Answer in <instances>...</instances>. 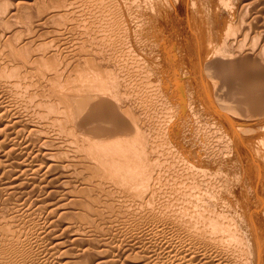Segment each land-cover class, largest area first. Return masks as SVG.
<instances>
[{"label": "rangeland", "instance_id": "obj_1", "mask_svg": "<svg viewBox=\"0 0 264 264\" xmlns=\"http://www.w3.org/2000/svg\"><path fill=\"white\" fill-rule=\"evenodd\" d=\"M226 1L228 0L218 6L217 11V6L211 4L210 0H0V15L8 16L15 13L13 17L15 23L9 24L11 26L8 25L7 30L12 28L15 31L18 28V31H21L19 33L16 30L17 34L13 32L5 38L0 37V52H3L1 57L9 55V59H14L12 62L17 63L19 70L22 69L20 72L24 73H21V76L17 75L18 77L13 76L14 72L9 74L11 70L8 69L7 76L1 77L0 81H6L7 84L9 82L11 86H1L0 94L6 96V103L11 112H19L13 114V119L20 118L30 124L47 119L44 116L49 113L45 110L46 106H38L37 101L39 97L42 98V93L45 97L53 96L50 89L55 88V85L57 92V88H60L59 84L52 82L61 80L63 96L66 92L77 96L71 101L72 104L73 101L74 103L77 101L72 105L73 109L77 108L78 100L81 101L80 99L85 97L86 100L87 93H92V90L95 95L100 93L98 97L94 95L95 99L91 101L94 106L105 104L107 98L114 99L113 102L117 103L120 99L119 102L124 105L122 107L118 104L120 109L127 110V114L132 117L131 120L133 119V124L128 127L132 129L126 128L120 132L121 134H115L117 136H106V139H103L111 141L119 137L133 138L137 135L135 133L137 131L139 137L137 146L142 151L139 157L144 159V167L135 172L142 170L141 173L148 177H143L139 173L137 175L135 172L133 173L135 176L128 177L123 175L122 169L121 173L111 174L100 166L77 165L78 168L73 166L76 175L84 176L85 182L89 184L98 185L84 186L77 183L75 194L83 197H88V194H112L115 198L117 195L116 199L120 198L122 201L127 197L124 202L129 201L130 211L139 208L137 213H145V210L149 209L150 211L144 214L146 217L156 210L157 213L166 214L168 218L174 220L165 221L173 222V225L170 223L169 231L167 229L163 232L165 234L158 233L159 237L155 234L156 231L150 234L143 233L147 226L151 228L155 226L154 224L135 220L136 218L130 219L132 224L129 223L128 228H132L135 223L134 226L139 224L137 226L139 232L136 235L139 239L135 241H140L141 246L145 241L144 247L151 246L150 243L158 245L165 237L170 238L171 235L172 239L178 242L179 234L175 230V225L180 223L181 256L184 254L183 248L185 250L191 247V252L199 254L195 264H211L209 263L211 261L212 264H264V64L262 63L264 0H234L236 3L233 0H229L228 3ZM50 5L51 9L65 8L66 11L46 15L44 12L50 10ZM42 15H44L43 19H41ZM214 18L215 20H211ZM16 22L22 25L21 28L17 25L16 28L12 27ZM219 26L220 28L222 26L220 32ZM14 44L25 47L23 53L18 57L15 55V58L9 53L16 52ZM46 50L53 59L47 63V66L38 63L40 65L38 67L37 63L36 65L32 61L26 62L35 53ZM207 52H210V55L206 56ZM26 68L29 72H24L23 69ZM56 72L62 73L55 78L56 80L54 79L55 81L49 79V74ZM22 74H26L24 78ZM10 81L18 83L13 85ZM109 94L111 97H107ZM90 109L86 110L85 115H75L76 117L72 115L73 120H68V123L65 121L66 125L70 126L82 122L86 119L84 116H91L90 119L89 116L87 117L89 120L86 119L89 122L81 123L83 127L79 125L82 132L78 125L73 131L84 132L79 137L73 136L75 140L78 138L80 140L73 142L75 143L73 145L76 149L80 147L77 149L78 152L85 154L88 151L86 146L85 148L82 146L84 139L81 136L87 137L85 142L96 140L102 130L95 133V129L101 128L105 131L113 125L106 122L107 118L104 120L102 117H96L94 112L96 108L91 109L92 111ZM53 110L56 111L52 109L51 114ZM15 131H19L22 137L25 132L20 128ZM60 133L58 137L62 139L68 137L67 133L70 136L69 129ZM130 152L133 155L132 150ZM18 162L8 166L5 162L2 163L0 158V211L2 210L0 217L10 215L9 218L7 217L9 223L7 218L0 220V225L5 223L2 227L6 228L8 225L6 229L0 226V230L8 233L7 229H10L9 234L13 232L8 234V238L7 234H3L6 233L5 231H0V245H5L2 246L5 248L0 246V260L6 257V261L8 260L6 264L18 263L17 259L13 261L12 258L19 254L22 247L20 254L24 256L19 255L18 259L33 263L21 261V264H49L52 259L46 250L49 235L44 233L49 225L48 215L37 210L30 200L37 197V194L32 192L37 186L43 188L45 192L41 193L44 196L45 194L56 198L63 196L59 188L53 193L54 182L51 183L53 185L48 184L42 177L53 176L56 170L51 168L48 173L44 170V174L40 173L34 180L27 176L28 192L26 184H24L25 188L19 177L16 179V176H19ZM12 166L15 169H12ZM10 169L15 170L13 172L17 175ZM23 193L26 196L31 193L35 197L24 202L20 197ZM143 196L144 202L141 200ZM151 199H154L153 207ZM139 201L143 202L145 210H140L143 208L138 205L141 203ZM78 203L70 206L79 207ZM170 208L174 209L176 215ZM2 212H5V215ZM11 212L16 218L12 222ZM67 215L62 217L61 214H55V220L61 216L59 218L61 220L56 222L65 220V223H71L69 221H78L76 219L81 218L77 214ZM177 216L180 217L181 222ZM138 220L144 230L141 227L140 230ZM62 223H59L58 233L62 231ZM12 224L17 228L15 226L13 228ZM155 227H152V231ZM105 229L110 231L109 234ZM105 229L99 232L104 237L92 240L112 237L114 234L112 228L105 227ZM14 230L17 232L15 233ZM81 230L74 228L79 236L83 234L85 238L89 237ZM61 233L65 234L64 231ZM20 234H23L22 237ZM173 235L177 239L173 238ZM1 236L5 237L3 238L5 240ZM19 236L26 238V241L24 238L21 239L26 243L23 241L20 243ZM16 243H18V246H15L19 251L18 254L14 252L8 254ZM8 244L10 246L12 244V247L10 248ZM76 245L79 246L78 242L74 247H77ZM6 249L8 252L5 251ZM132 253L130 252V259L137 260V264H144L140 262L143 259L137 251Z\"/></svg>", "mask_w": 264, "mask_h": 264}, {"label": "bare ground", "instance_id": "obj_2", "mask_svg": "<svg viewBox=\"0 0 264 264\" xmlns=\"http://www.w3.org/2000/svg\"><path fill=\"white\" fill-rule=\"evenodd\" d=\"M197 1V0H196ZM225 0H210V2H212L211 4H213L214 6H217V11H218V6H220ZM229 1V0H228ZM228 1H226L228 3ZM236 1V0H235ZM234 0L233 2L236 3ZM238 1V0H237ZM240 1V0H239ZM255 1V0H254ZM258 1V0H257ZM256 1V2H257ZM166 2V1H165ZM51 3V2H50ZM231 3V2H230ZM259 3V2H258ZM158 4V3H157ZM169 4V3H168ZM202 4V3H201ZM200 4V5H201ZM249 4V3H248ZM254 4V3H253ZM236 5V4H235ZM244 5V4H243ZM51 5H50V10L44 12L46 13V15H54V14H58V13H63L66 11L65 8L63 9H55L53 7V9H51ZM197 7V6H196ZM233 8V7H232ZM236 8V11H237V7ZM243 8V7H242ZM258 8V7H257ZM262 7H260L261 9ZM38 9V8H37ZM171 9V8H170ZM215 9V7H214ZM260 9H259V12H260ZM213 10V8H212ZM227 10V9H226ZM232 11V10H231ZM241 11V10H240ZM243 11V10H242ZM162 12V11H161ZM205 13V12H204ZM211 13V11H210ZM262 13V12H261ZM260 13V14H261ZM264 13V12H263ZM11 14V13H10ZM14 14L15 13H12L11 15H8V16H5V15H0V37L2 38H5L6 35L10 36V34H13L16 33L15 31L17 30L18 31V28L14 31V29L12 30V28L9 29V31L7 30V26L9 24H12V23H15L13 17H14ZM199 14V13H198ZM212 14V13H211ZM233 14V13H232ZM240 14V13H239ZM253 14V13H252ZM16 16V15H15ZM43 16L41 17V19H43ZM208 16V15H207ZM228 16V15H227ZM236 16V15H235ZM263 16V14H262ZM212 17V16H211ZM214 17V16H213ZM220 17V16H219ZM225 17V16H224ZM257 17V16H256ZM192 18V17H191ZM245 18V17H244ZM250 18V17H249ZM254 18V17H253ZM264 17H262L263 19ZM204 19V18H203ZM218 19V18H217ZM240 19V18H239ZM257 19V18H255ZM261 19V18H260ZM211 20H215L214 19H211ZM232 21V20H229V22ZM250 21V20H249ZM258 21V20H257ZM256 22V21H255ZM209 23V22H208ZM215 23V22H214ZM240 23V22H239ZM264 23V22H263ZM6 25L5 27L3 25ZM261 24V23H260ZM22 26L20 25L19 23L16 22V24H14V26H12L13 28H16L15 26ZM208 25V24H207ZM214 25V24H213ZM11 25H9L8 27H10ZM212 26V24H211ZM234 26V25H233ZM218 27V25L216 26ZM215 27V28H216ZM229 27V26H228ZM21 28V27H20ZM214 28V29H215ZM222 28V26H221ZM220 26H219V32L221 31L220 29ZM226 29V27H224ZM218 30V29H217ZM224 30V29H223ZM58 31V30H57ZM60 31V30H59ZM19 32V31H18ZM17 32V33H18ZM21 32V31H20ZM19 32V33H20ZM218 32V31H217ZM227 32V31H226ZM16 33V34H17ZM222 33V32H221ZM224 33V32H223ZM214 35V33H212ZM216 34V33H215ZM230 34V32H229ZM219 35V33H218ZM233 35V34H232ZM60 37V36H58ZM212 37V36H211ZM221 37V36H219ZM217 38V37H216ZM9 40V39H8ZM196 40V39H195ZM10 41V40H9ZM215 41V40H214ZM9 43V42H8ZM12 44V43H11ZM22 44V43H21ZM0 45H1V42H0ZM13 45V44H12ZM15 45V44H14ZM202 46V45H201ZM13 47V46H12ZM25 47H23L22 45H15L14 46V51L16 52H13L11 51L12 48H10L11 52L10 55L12 57H14L15 55H17V57L19 55H21L23 53V50H24ZM3 52H0V78L3 77V76H7L6 73H7V70H11V73L9 74H13L12 71L14 72L13 76H21V73L23 72H20V69L16 66L17 63H13L12 60L14 59H9V55H5V56H2ZM51 54L46 50V51H43V52H38V53H35L34 55L31 56V58H29L26 62H29V61H32L33 64H42L43 66H47V63L51 62L52 59V56H50ZM210 55V52H207L206 53V56ZM106 57V56H105ZM15 58V57H14ZM2 59V60H1ZM16 60V59H15ZM19 61V60H17ZM262 63L264 64V59L262 60ZM36 64V65H37ZM38 64V65H39ZM10 66L12 67L10 69ZM29 66V65H28ZM109 66V65H108ZM24 67V66H23ZM40 67V65L38 66ZM22 68V66H21ZM29 68V67H28ZM31 68V67H30ZM117 68V67H116ZM86 69V68H85ZM139 69V68H138ZM8 70V72H9ZM25 70L24 72H29L26 69H23ZM30 70V69H29ZM111 70V69H110ZM109 70V71H110ZM116 70V69H115ZM63 71V70H62ZM66 72V71H65ZM116 72V71H115ZM62 73V72H60ZM59 73V74H60ZM8 74V73H7ZM24 74V73H23ZM22 74V77L24 78L25 75ZM59 74L56 72L54 74H49V79H55L59 76ZM64 74V72H63ZM28 75V74H27ZM62 75V74H61ZM60 75V77H61ZM157 75V74H156ZM29 76V75H28ZM18 77V76H17ZM27 77V76H26ZM60 79V78H59ZM59 79L57 81H59ZM115 79V78H114ZM156 79V78H155ZM53 80H50L53 81ZM56 80V79H55ZM54 80V81H55ZM102 80V79H101ZM104 81V79H103ZM160 81V80H159ZM13 83V85H17L18 82L16 81H10ZM141 82V81H140ZM52 83H58L59 84V87L60 88H57V92L55 90L56 88V85H55V88L53 89H50V91H52L53 93V96L51 97H45V94L42 93L41 97H39V100L37 101V104L38 106H46L45 110H47L49 113H46L44 114V116L47 118L46 120L44 121H39L38 123H35V124H30L29 122H23L22 119L18 118V119H13V114L16 113V114H19V112L15 111V112H11V110L8 109V105L6 103V96L4 95H1L0 94V158H1V161L2 163L5 162V165L7 164L9 166V164L13 163V162H18V166H19V176L17 175L16 172H13L15 170H11L12 173H16V179L17 177H19L18 179H20L22 181L21 184H26V187H27V181L29 180L27 176L30 177V179L34 180L35 178L39 177L40 173H43V171L45 170L47 173L49 171V169L51 168H54L56 170L55 174L53 176H48V175H45V176H42L44 177V181H47L48 184H51L52 182H54V186L52 188V192L54 193L55 191L59 189L62 190V194L63 196H59L58 198H56L55 196L53 195H47L45 194H42L44 193L45 191H43L41 189L40 186H37L35 188H33V194H37V197L34 199V200H30L32 196V194L30 193L29 196H26V194H21L20 197L24 200V202H28L29 200L33 202V205L35 206V208L37 210H40V211H43V212H46L48 217V223L49 225L47 226L46 230L44 231V233L48 234L49 235V242H48V246H47V252H48V256L51 259V261H49V264H137V260H133V259H130L131 257H129L130 255V252H136L138 253V255H140V257L143 259L142 261H140L141 263L143 262L144 264H195V260L197 261L199 259V254H196L193 249L191 252L190 248H186L184 250V248L182 249L183 253L182 256H181V224L179 223L178 225L174 224L175 225V230L178 232L179 235H177V237L179 238V241L176 242L175 240L172 239V235L170 236V238H164V240L160 243L158 240V242L160 244L158 245H154L152 243H150L151 246H148V247H144L143 244L146 243V241L142 244V246L139 244L140 241L136 242L135 240L139 237L136 238V235L139 231L138 230V225L137 226H134V222H133V226H131L132 228H128V225L130 223V225L132 224L130 222V219L132 220L133 218H136L135 220L139 219V220H144V221H148V223H152L154 224L155 226H151V228H148L147 226V229L143 232L144 234H150V232H157L155 234L159 235L160 237V234L163 233L164 231H166L170 225V223H167L168 221H171L173 219H171L170 215L168 218L166 214V217L161 213H157L156 210L151 212V214H149L148 216H144V214H146V211H150L149 209L148 210H145L144 207H143V200L141 197V203L139 202H136V203H139L138 205H141L140 207L143 208V209H140L141 211L142 210H145V213H140L137 211L139 210H135V211H130V208L128 206V202H124L125 200H127V197L124 201H122L120 198L119 199H116L118 198L117 195H116V198L114 196H112V194H88V197L86 196H81V195H76L75 194V191L76 189L78 188L77 187V183L80 185H92V184H89L87 183V181L85 182V178L84 176L83 177H79V175H76L77 172H76V168L77 165H85L89 164L88 166H92V165H95V166H100V167H103L105 171L109 172V173H114V174H117V173H121V171L123 172V175H128L131 176V175H134L136 170H139L141 168L144 167V162L143 160L141 159L140 156V153L142 152L139 148V146H137V140L139 139V137H137L138 135V132L135 131V133H137V135L134 136L133 138H118V139H115V140H111V141H106L104 139H106L105 137L106 136H111V135H115V134H118L120 132H122V130L128 128L130 126V124L132 123L133 119L131 120V118L129 117V115L127 114V110H124L123 109L121 111L120 109V105L118 104H121L118 100V103L115 101L113 102L114 99H108V101H105V104L103 105H97V106H94L95 104H92L93 102H91L93 99H95L94 97V93H93V90H92V93H87L88 95L87 96V99L85 100V98L83 99H80L81 101L78 100V106L76 109H73L74 107L72 105H74L75 103H77V99L76 98V102L74 103L73 101V104L71 103L73 99V97H77L75 96L72 92V94H69V93H65L64 96L62 94V91H61V87H62V82L61 80L59 82H52ZM11 83L7 82L6 81H0V89H1V86L2 87H6V86H11L10 85ZM57 84V86H58ZM101 84V83H100ZM105 84V83H104ZM12 85V86H13ZM54 86V85H53ZM15 87V86H14ZM63 88V87H62ZM83 88V87H81ZM111 88V87H110ZM122 89V88H121ZM264 89V88H263ZM117 91V90H116ZM250 91V90H249ZM259 91V90H258ZM41 92V91H40ZM39 92V93H40ZM83 92V90H82ZM81 92V93H82ZM104 92V91H103ZM111 92V91H110ZM118 92V91H117ZM116 92V93H117ZM38 94V92H36ZM35 93V94H36ZM97 93V91L95 92ZM102 93V92H101ZM56 94V95H54ZM100 94V93H99ZM99 94L95 95V96H99ZM156 94V93H155ZM39 95V94H38ZM81 95V96H80ZM78 96L82 97V94H80ZM107 96V95H106ZM166 96V95H165ZM107 97H111L110 94L109 96ZM64 101H63V100ZM101 99V97H100ZM104 100V99H103ZM122 101V100H121ZM64 102V103H63ZM145 104V103H144ZM222 104V103H221ZM122 106V104H121ZM124 106V105H123ZM122 106V107H123ZM73 107V108H72ZM71 108L74 110H71ZM94 109L96 108L94 112L96 117L100 118L102 117L103 119L104 118H107L106 122H110L112 123L111 125V128L109 127L108 129L109 130H105L103 131V129L101 128H97L95 129V133L97 132L98 133V130H102L101 132H99L100 134H98V136H100L99 138H97L96 140H93L92 141H87L85 142V140H87L86 138H84V136H81L83 139V142H82V146H84L83 148H85L86 146V150L88 152H92V153H88L85 154V153H80L78 152L77 148L76 149V146L73 145L75 143L73 142H77V140H79V138L77 140L74 139L73 136H76V137H79L80 135H83V133H80L82 132L81 131V127L79 125H82L81 123H85L86 124V119H88L87 117L84 116V118L86 119H83L82 122L80 123H73V125H66L68 123V120H73L72 119V115L75 116V115H83L85 112H87L88 110L87 109ZM44 109V108H43ZM52 109H55L56 111L53 110L52 114H51V110ZM90 109V110H91ZM69 110V111H68ZM87 110V111H86ZM26 111V110H24ZM44 111V110H43ZM68 111V113H66ZM73 113H70L72 112ZM92 111V110H91ZM90 113V112H89ZM47 114H51L50 116H48ZM131 114V113H130ZM85 115V114H84ZM76 117V116H75ZM78 117V116H77ZM91 116H89V119H90ZM74 118V117H73ZM97 118V119H98ZM88 119V120H89ZM75 120V119H74ZM92 120V119H91ZM99 120V119H98ZM105 120V119H104ZM171 120V119H170ZM67 121V123L65 122ZM95 120H93L94 122ZM102 121V120H101ZM89 122V121H87ZM197 122V121H196ZM92 123V121H91ZM90 123V125H91ZM95 123V122H94ZM84 124V125H85ZM89 124V123H88ZM133 124V123H132ZM11 125H14V126H11ZM60 125H63V126H60ZM78 125L79 129H80V132H73L75 131V127ZM137 125V124H136ZM11 126V128H10ZM59 126V127H58ZM87 126V125H85ZM135 126V125H133ZM63 127V129H62ZM83 127V125H82ZM131 127V126H130ZM137 127V126H136ZM17 128H20V129H23L24 132V135L23 137L21 136L20 132L19 131H15ZM61 128V129H60ZM85 128V127H84ZM89 128V127H88ZM67 129H69V132H70V136L69 134L67 133V136L68 137H65L64 139H62L61 137H58L59 134H61L60 132L61 131H64ZM86 129V128H85ZM106 129V128H105ZM128 129H132V128H128ZM141 129V128H140ZM139 129V130H140ZM78 130V128H77ZM133 130H135V128H133ZM133 130L131 132H133ZM138 130V131H139ZM144 130V129H143ZM79 131V130H78ZM87 131V130H86ZM28 132V133H27ZM129 132V131H128ZM126 133V132H125ZM124 133V134H125ZM89 134V133H88ZM121 134V133H120ZM131 134V133H130ZM95 135V134H94ZM58 138H57V137ZM89 136V135H87ZM117 136V135H115ZM97 137V136H95ZM102 137V138H101ZM112 137V136H111ZM104 138V139H103ZM108 138V137H107ZM138 138V139H137ZM81 139V138H80ZM95 139V138H94ZM157 139V138H156ZM89 140V139H88ZM80 141V140H79ZM146 141V140H145ZM189 143V142H188ZM150 144V143H149ZM139 145V144H138ZM186 146V145H185ZM144 147V146H143ZM142 148V147H141ZM132 150L133 152V155L132 153L130 152ZM144 150V149H143ZM147 150V149H146ZM126 151H128L126 153ZM141 151V152H140ZM71 152V153H70ZM84 152V151H83ZM148 152V151H147ZM131 154V155H129ZM149 154V152L147 153ZM173 155V154H172ZM145 156V154H144ZM143 156V158H144ZM162 157V156H161ZM18 160V161H15ZM155 160V159H154ZM166 161V160H165ZM156 162V161H155ZM15 164V163H14ZM148 164V163H147ZM159 164V163H158ZM1 165V164H0ZM12 165V164H11ZM74 166V168H73ZM155 166V165H154ZM161 166V165H160ZM159 166V167H160ZM15 167V165H14ZM146 167V165H145ZM3 168V167H2ZM16 168V167H15ZM13 168L12 166V169H15ZM78 168V167H77ZM81 168V167H79ZM87 168V166H86ZM93 168V167H92ZM95 168V167H94ZM102 168V169H103ZM9 169V168H8ZM18 169V168H17ZM16 169V171H17ZM73 169V170H72ZM88 169V168H87ZM96 169V168H95ZM122 169V170H121ZM94 170V169H93ZM121 170V171H120ZM83 171V170H82ZM119 171V172H118ZM144 171V170H143ZM85 172V171H83ZM106 172V173H107ZM135 172V173H134ZM142 170H140V172H138L140 175H143L142 173ZM146 172V171H145ZM173 172V171H172ZM82 173V172H81ZM105 173V174H106ZM134 173V174H133ZM137 173V175H138ZM44 174V173H43ZM79 174V172H78ZM84 174V173H83ZM148 174V173H147ZM175 174V173H174ZM91 175V174H90ZM109 175V174H107ZM122 175V174H120ZM10 176V175H9ZM14 176V175H12ZM32 176V177H31ZM86 176V175H85ZM135 176V175H134ZM15 177V176H14ZM41 177V176H40ZM88 177V176H87ZM140 177V176H138ZM136 177V180L137 178ZM143 177H148V176H144ZM12 178V177H11ZM135 178V177H134ZM130 179V178H129ZM128 179V180H129ZM145 179V178H144ZM27 180V181H26ZM90 180V179H89ZM88 180V181H89ZM131 180V179H130ZM129 180V181H130ZM142 180V178H141ZM140 180V181H141ZM147 180V179H145ZM18 181V180H17ZM99 181V180H98ZM124 181V180H122ZM16 182V181H14ZM19 182V181H18ZM17 182V183H18ZM43 182V180H42ZM46 182V183H47ZM90 182V181H89ZM96 182V180H95ZM138 182V180H137ZM235 182V181H234ZM20 183V182H19ZM91 183V182H90ZM98 183V182H97ZM131 183V182H130ZM141 184V182H139ZM148 183V182H147ZM34 184V182L32 183V185ZM47 184V185H48ZM139 184V185H140ZM144 184V183H143ZM22 185V186H23ZM42 185V184H41ZM45 184H43L44 186ZM53 185V184H51ZM98 185V184H97ZM96 184L92 186H97ZM103 185V184H102ZM180 185V184H179ZM106 186V185H105ZM117 186V185H116ZM18 187V186H17ZM25 187V185H24ZM25 187V188H26ZM100 187V186H99ZM23 188V187H22ZM28 188V192H29V187ZM31 188V189H32ZM45 188V187H44ZM50 189V186L48 187ZM121 188V187H120ZM47 189V188H45ZM92 189V188H91ZM128 189V188H127ZM25 190V189H24ZM43 191V192H42ZM48 191V190H47ZM94 191V190H93ZM122 191V190H121ZM26 192V190L24 191ZM42 192V193H41ZM51 191H49L50 193ZM128 192V191H127ZM52 193V194H53ZM56 193V192H55ZM95 193V192H94ZM51 194V193H50ZM151 195V194H150ZM142 196V195H141ZM148 196V195H147ZM145 196V197H147ZM35 197V196H34ZM51 197H53L52 199H50ZM55 197V198H54ZM153 197V196H152ZM184 197V196H183ZM10 198V197H9ZM123 198V197H122ZM140 198V195L139 197ZM137 198V199H138ZM149 198V197H148ZM11 199V198H10ZM129 199V198H128ZM136 199V200H137ZM147 199H145L146 201ZM152 200L154 199H151V202ZM167 200V199H166ZM198 200V199H197ZM131 201V200H130ZM135 201V200H134ZM149 200H147V203H150L148 202ZM11 202V201H10ZM31 202V203H32ZM80 202V204L78 203ZM160 202V201H159ZM158 202V203H159ZM162 202V201H161ZM2 203V202H1ZM75 204V203H78L79 207H75V206H70V204ZM163 203V202H162ZM7 204V203H6ZM17 204V203H16ZM133 204V202L131 203ZM145 204V203H144ZM152 204V207H153V202L151 203ZM166 204V203H165ZM147 205H150V204H147ZM156 205V204H155ZM158 205V204H157ZM156 205V206H157ZM170 205V204H169ZM2 206V205H1ZM31 206V204H30ZM33 206V207H34ZM132 206V205H131ZM145 206V205H144ZM161 206V205H160ZM136 207V205L134 206ZM133 207V208H134ZM146 207V206H145ZM151 207V206H150ZM149 207V208H150ZM155 207V206H154ZM170 207V206H169ZM167 207V208H169ZM31 208V207H30ZM3 209V208H1ZM6 209V208H5ZM3 209V210H5ZM32 209V208H31ZM109 209V210H108ZM132 209V207H131ZM136 209V208H134ZM164 209V208H163ZM171 209V208H170ZM8 210V209H7ZM13 210V209H11ZM16 210V209H15ZM20 210V209H19ZM22 210V208H21ZM133 210V209H132ZM154 210V209H153ZM159 210V209H158ZM157 210V211H158ZM172 212L174 211V209H171ZM170 210V211H171ZM2 211V210H1ZM0 211V212H1ZM36 211V210H35ZM165 211V210H164ZM169 213H172L170 212ZM15 212V211H14ZM18 212V211H17ZM159 212V211H158ZM161 212V211H160ZM3 215H5V212H2ZM9 213V212H8ZM61 214L62 217H64L65 215L68 216L67 214H77L78 216H80L81 218L79 219H76L78 221H69L71 223H65L63 220L62 222H59V223H62L61 227H62V231L61 229L59 231L63 232L64 231V235L60 232L58 233V227H59V223L56 222V220L60 221L61 219H56L55 220V214ZM140 213V214H139ZM166 213V212H164ZM10 214V213H9ZM64 216H63V215ZM174 214H175V211H174ZM2 215V216H3ZM12 215L13 212H11V217H13ZM36 215H37V212H36ZM44 215V214H43ZM134 215V216H133ZM136 215H139V216H136ZM176 215V214H175ZM10 216V215H8ZM7 216V217H8ZM144 216V217H143ZM6 216L5 217H2V218H7ZM10 217V218H11ZM21 217V216H20ZM42 217V216H41ZM57 217V216H56ZM2 218L0 217V220L2 221ZM9 218V217H8ZM7 218V220H8ZM168 218V220H166ZM174 218V217H173ZM176 218V217H175ZM178 220H180L181 222V219H179L180 217H178ZM14 218L13 217V220L14 221ZM43 219V218H42ZM65 219V218H64ZM82 219V220H81ZM171 219V220H169ZM204 219V218H203ZM238 219V218H237ZM6 220V221H7ZM134 220V219H133ZM138 220V221H139ZM0 221V223H1ZM137 221V223H138ZM167 221V222H165ZM174 221V220H173ZM10 222V224H11ZM19 222V221H18ZM45 222V221H44ZM67 222V221H66ZM136 222V221H135ZM183 222V221H182ZM8 223H9V220H8ZM16 223V222H15ZM140 223V221H139ZM146 223V222H145ZM173 223V222H172ZM171 223V224H172ZM210 223V222H208ZM2 224H5V223H2ZM0 225L1 227L3 225ZM28 225V224H27ZM47 225V223L45 224ZM148 225V224H147ZM173 225V224H172ZM15 226V224L11 225ZM9 226L11 229L12 227ZM186 226V225H185ZM22 227V225H21ZM105 227H108L109 229L112 228V231L114 232V234L112 235V237H110L109 239L108 238H104V239H100L98 241H94L92 240L93 238H102L104 236H101L100 235V230H102L103 228L105 229ZM141 227V223H140V226L139 228ZM152 227H155L153 228V231H152ZM171 227V225H170ZM187 227V226H186ZM204 227V226H203ZM217 227V225H216ZM225 227V226H224ZM2 228H5V227H2ZM6 228H8V225H6ZM5 228V229H6ZM15 228H17L15 226ZM26 228L25 225L23 227V229ZM74 228H81L84 233H86V235H88L89 237L85 238V235L83 236V234H81L80 236L75 233L76 231H74ZM142 230L143 229V226L141 227ZM140 228V230H141ZM193 228V227H192ZM195 228V227H194ZM30 229V228H29ZM8 230V233L5 231V230H0L1 232L2 231H5L6 233H3V234H9V231L10 229H7ZM17 231H19L18 229H16ZM77 230V229H76ZM106 230V229H105ZM104 230V231H105ZM174 230V231H175ZM197 230V229H196ZM224 230V229H223ZM17 231L14 230V232L16 233ZM107 231V230H106ZM109 231V230H108ZM107 231V234H109V232ZM111 231V233H112ZM169 231V229L167 230ZM175 231V232H176ZM74 232V233H73ZM171 232V231H170ZM174 232V233H175ZM176 232V233H177ZM190 232V231H189ZM188 232V233H189ZM13 233V232H12ZM10 232V234H12ZM21 233H22V229H21ZM24 233H25V229H24ZM81 233V232H80ZM101 233H104V232H101ZM160 233V234H158ZM169 233V232H168ZM175 233V234H176ZM181 233V234H180ZM200 233V232H199ZM2 236H5L3 235ZM9 234V235H10ZM28 234V233H27ZM30 234V233H29ZM165 234V233H163ZM170 234V233H169ZM1 235V234H0ZM15 235V234H14ZM21 237L23 234H20ZM141 235H142V232H141ZM140 235V236H141ZM190 235V234H189ZM214 235V234H213ZM1 236V238H2ZM12 236V235H11ZM28 236V235H26ZM144 236V235H143ZM142 236V237H143ZM148 236V235H147ZM163 236V235H162ZM166 236V235H164ZM174 236V235H173ZM188 236V235H187ZM15 237V236H14ZM20 237V236H19ZM20 237V240L23 239ZM84 237V238H83ZM151 237V236H150ZM149 237V238H150ZM156 237V235H155ZM159 237H157L158 239H160ZM201 237V236H200ZM211 237V236H210ZM5 238V237H3ZM2 238V239H3ZM9 238V236H8ZM13 238V236H12ZM28 238V237H27ZM145 238V237H144ZM163 238V237H162ZM175 238V236L173 237ZM7 239V238H6ZM26 238H24L25 240ZM141 239V238H140ZM177 239V238H175ZM214 239V238H213ZM5 240V239H3ZM12 240V239H11ZM14 240V239H13ZM12 240V241H13ZM19 240V241H20ZM24 240H21L20 243L25 242ZM162 240V239H160ZM224 240V239H223ZM222 240V241H223ZM19 241H17L19 243ZM155 241V240H154ZM205 241V240H204ZM2 242V240H1ZM16 242V241H14ZM78 242L79 246L76 245L77 247H74L75 246V243ZM150 242V241H149ZM220 242V241H219ZM7 243H8V240H7ZM12 243V242H11ZM16 243V245H13L12 247V244L10 246L11 248V252H9L8 254H12V252L14 253H17L18 249H16L15 246H18ZM19 243V244H20ZM26 243V242H25ZM142 243V241H141ZM184 243V242H183ZM228 243V242H227ZM226 243V244H227ZM6 244V243H5ZM198 244V243H196ZM217 244V243H216ZM221 244V243H220ZM145 245V244H144ZM147 245V244H146ZM154 245V246H152ZM214 245V244H213ZM225 245V244H224ZM1 246V245H0ZM2 246H5L2 244ZM1 246V247H2ZM7 246V245H6ZM22 246V245H20ZM227 246V245H226ZM15 247V248H14ZM74 247V248H73ZM184 247V246H183ZM198 247V246H197ZM2 248H5V247H2ZM7 248V247H6ZM26 248V247H25ZM226 248V247H225ZM20 249V248H19ZM221 249V247H220ZM224 249V248H223ZM3 250V249H2ZM21 250H23V248L21 247L20 249V252H22ZM26 251V249H24ZM134 250V251H132ZM216 250V249H215ZM226 250V249H224ZM228 250V249H227ZM5 251L8 252V250L6 249ZM214 251V250H213ZM218 251V250H217ZM19 252V251H18ZM19 254L17 256H15L14 254V257L15 258H12L13 261H15V259H17L18 263L16 262V264H21V261L22 263L27 261L25 259H22V260H19L18 257L19 255L21 256L22 254ZM27 252V251H26ZM24 253V251H23ZM28 253V252H27ZM135 253V255L137 254ZM219 253V252H218ZM29 254V253H28ZM70 254V255H68ZM72 254V255H71ZM133 254V253H132ZM208 254V253H207ZM11 255V256H13ZM134 255V254H133ZM24 256V254L22 255V257ZM21 257V258H22ZM135 257V256H134ZM20 258V257H19ZM26 258V257H25ZM29 258V257H28ZM137 259V255L135 257ZM139 258V257H138ZM6 257H2L1 260H0V264H6L8 263V260L6 261ZM140 259V258H139ZM202 259V258H201ZM206 259V258H205ZM209 259V258H208ZM33 260V259H32ZM141 260V259H140ZM31 261V259H30ZM48 261V260H47ZM257 262V261H256ZM27 263H33V262H28ZM204 263V262H203ZM212 264V261L209 262ZM48 264V263H47Z\"/></svg>", "mask_w": 264, "mask_h": 264}]
</instances>
